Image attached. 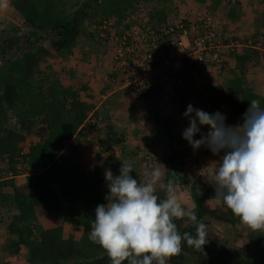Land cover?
<instances>
[{
  "label": "trees",
  "instance_id": "obj_1",
  "mask_svg": "<svg viewBox=\"0 0 264 264\" xmlns=\"http://www.w3.org/2000/svg\"><path fill=\"white\" fill-rule=\"evenodd\" d=\"M173 1L177 0H9L8 8L0 10V215L3 208L13 213L7 227L11 238L5 247L7 254L19 256L25 252V264H111L107 253L89 239V234L96 207L107 203L109 189L105 173L119 175L126 159L132 166L130 175L134 179H144L146 168L160 167L165 181L172 179L179 188L187 187L198 220L207 226L208 243L203 252L185 242L181 254L172 257L169 264H264V233L251 232L223 203L215 208L210 206L209 202L216 201L214 186L203 190L199 184H191L190 178L197 170L187 163L185 150L173 149L176 135L172 131L163 128L165 132L154 137L156 140L165 136L166 150L170 152L143 167V160L139 159L143 148L139 140H134L135 134L131 140L128 129L119 131L109 120L100 119L102 124L96 134L100 151L95 154L96 159L101 160L118 148L123 154L122 160L119 163L106 160L88 172L86 159L75 157L82 147L88 148L91 127L95 125L90 120L98 116V102L89 93V84L75 74L71 73L68 84H64L58 73H49L48 61L73 52L88 22L96 24L108 36L119 28L123 31L114 32L115 36L131 35L134 31L169 32L160 42H174L177 36L179 46L183 44L181 33L170 31H192L196 25L191 20L182 21L179 26L168 22L165 6ZM241 1L209 0L214 37L207 43L208 47L211 44L224 47L215 51L223 61L222 71L215 76L228 73L232 77L227 86L214 88L211 93H218V97L209 100L216 105H228L239 124L251 100H259L264 108V96L247 85L246 77L247 71L256 67L264 54L253 49L249 39L228 31L230 24H235L236 17H240ZM140 7L148 12L147 23L129 25ZM244 18L249 20L250 15L245 14ZM192 49L191 46L189 52ZM208 53L214 51H205L202 55L207 57ZM123 60L115 54L117 66ZM173 90L176 92L179 86L174 85ZM160 92L150 88L143 93L134 90L135 97L132 93L129 95L153 104L165 100L163 95L158 96ZM158 113L154 114L156 123L160 122ZM131 120L136 123L135 115ZM145 149L154 153L151 155L156 153L150 143ZM66 150L70 154L62 157ZM186 167L190 173L183 171ZM158 194L164 197L163 192ZM213 222L249 230L246 248L211 235L208 228ZM175 223L181 234L195 235L196 228L187 219ZM0 264L12 263L4 260Z\"/></svg>",
  "mask_w": 264,
  "mask_h": 264
},
{
  "label": "clouds",
  "instance_id": "obj_2",
  "mask_svg": "<svg viewBox=\"0 0 264 264\" xmlns=\"http://www.w3.org/2000/svg\"><path fill=\"white\" fill-rule=\"evenodd\" d=\"M8 6L9 0H0V10ZM209 17L205 14L200 23ZM175 32L184 37L181 31ZM113 37L115 34L104 38L113 44ZM249 45L260 51L259 44L250 41ZM118 73L113 74L114 79L125 80V88H130L128 77ZM211 76L215 73L206 79ZM184 117L189 127L183 138L194 150L206 147L213 155L224 153L211 173L217 203H223L251 232L264 233V108L260 101H250L243 122L236 126L227 125L226 117L219 112L209 114L191 104ZM203 126L209 128L206 134L201 132ZM197 134L200 139H194ZM132 172L131 164L122 162L119 175L105 173L107 203L96 207L91 225L89 239L102 247L111 264H169L172 257L181 254L185 242L203 252L208 243L207 226L198 220L193 208L186 206L176 181H165L160 167L146 168L144 180L134 179ZM159 192L164 193L163 198ZM185 219L195 226V235L178 231L175 221Z\"/></svg>",
  "mask_w": 264,
  "mask_h": 264
},
{
  "label": "rangeland",
  "instance_id": "obj_3",
  "mask_svg": "<svg viewBox=\"0 0 264 264\" xmlns=\"http://www.w3.org/2000/svg\"><path fill=\"white\" fill-rule=\"evenodd\" d=\"M208 2L209 0H204L203 2L200 0H177L170 2L165 6L168 14V22L175 26L181 25L182 21L191 20L193 23L195 22V25L197 26L200 23L199 19L203 18L205 14H209L211 11V5H209ZM247 3H249L251 10V12L248 13L250 19H245L244 23H246L248 27L250 26L249 31H252L251 33L253 34H240V31L244 29V27L242 28L241 26L244 18L242 20L237 19V23L235 24H230L228 31H233L232 33L234 35L242 39H249L253 43L259 44V52L263 55L264 45L262 43L264 39L262 40V38H264V0H242L240 2V10L242 12H239L238 15L245 12L243 10L244 6H247ZM233 5H235V3H233ZM235 7L237 6L235 5ZM6 13L9 15V12ZM146 13L148 12L144 8H138L133 16V21L129 20V25H145L148 20ZM214 15L218 17L220 16V14L216 13H214ZM5 23L7 25L9 21L6 19ZM96 27V24L88 22L77 43H75L73 52L70 54H61L60 58L55 61H48L49 73H58L59 78H62L64 84H68V76L71 73L75 74L89 84V87L92 88H90L91 92L89 91V93L92 94L94 99L98 102V116L93 117L90 120V122L93 121V124L95 125L91 127L92 134L88 141V148L82 147L80 154L75 155V157L80 160L82 158L86 159L85 168L88 172L92 171L94 166L101 163L102 160H98L95 157V154L100 151L96 144V134L100 131L99 129L102 124H100V119L103 121L109 120L108 122L113 123L119 131L124 128L128 129L129 132L127 133L130 135V138L135 134L136 137H134V140H139V144L143 148H139L142 149L140 150L142 154L139 159L143 160V167H145L149 161L153 163L156 159L159 160L170 152V150H166V144L164 142L165 136L156 140L154 139V137L158 138L157 135L160 132H165L163 128H166L176 135L173 149L178 151L185 150L187 153V163L195 166L197 170V173L190 178L191 184L197 183L203 190L208 189L213 183L211 173L217 167L216 163L220 161L221 156H223L224 153L221 152L219 156L213 155V153L206 147L194 150L183 138L184 130L189 127V120L184 117V113L187 110V106L191 104L195 109H201L209 114H215L216 112L221 113L226 117V124L229 126L239 125L238 120L234 118L228 105H216L214 101L209 100V98L212 99V97H218V93H211L213 89L216 87H225L228 82L231 81L232 77L228 73H225L224 75L215 76L213 78L211 76L209 80L206 79L204 81L203 79L200 84L185 83V85L180 86L179 90L176 92L173 90L174 93H169L163 102L156 101L151 104L150 102L147 103L143 100H136L132 98V95H129L130 92L127 89L130 88H125L127 85L125 80L120 78L114 79V73L119 75V73L115 71V68H118L116 65L117 63L115 62V43L112 44L109 39H105L104 37H106L107 34ZM116 31L119 33V31L121 32L123 30L120 28L114 29L109 32L110 34L108 37L113 36ZM94 33L96 34L93 38L92 35ZM191 38V31H188V35L185 34V36L182 37L183 43L187 45L188 40ZM177 39L178 37L176 36V39L174 40L175 43H178ZM257 63L259 64L256 67L248 70L246 73V77H248L247 85H255L260 92V95L264 96V55ZM120 77L124 78L125 75ZM170 95H173L174 97L171 98ZM183 96H186V99H183ZM84 97L86 98L87 96ZM179 98L181 100H179ZM157 112H159V123H156L153 120L154 114ZM132 115H135L137 118L135 124L131 120ZM166 120L168 121L165 122ZM164 122L165 125L163 126ZM208 131L209 128L207 126L201 127L202 133L206 134ZM194 139H200V134H197ZM149 143L153 145L155 149L154 151L156 152L155 155H151L154 153L145 149L149 146ZM69 154L70 151L66 150L63 152L62 157H66ZM105 155L106 156H102V158L111 163H119L123 156L118 148ZM128 161L125 159L124 162L127 163ZM183 171L190 173V168L186 167ZM137 180L144 179L139 178ZM178 191L184 194L187 201L186 206L194 208L189 189L187 187L185 189L178 187ZM209 204L213 208L221 205V203H217V201L209 202ZM12 215L13 213L7 211L5 208H3L0 215V263L4 260H8L12 264H25V252L19 256H11L7 254L5 250V247L11 239L7 234V227L11 221ZM208 229L210 234L213 236L215 235L216 238L224 239L231 245L239 246L244 249L246 248L248 234L250 232L249 230H242L240 228L234 229L230 226L221 225L215 222L211 223ZM191 264H194V262H191Z\"/></svg>",
  "mask_w": 264,
  "mask_h": 264
},
{
  "label": "built area",
  "instance_id": "obj_4",
  "mask_svg": "<svg viewBox=\"0 0 264 264\" xmlns=\"http://www.w3.org/2000/svg\"><path fill=\"white\" fill-rule=\"evenodd\" d=\"M212 22L209 17L198 26H193L191 33L194 36L187 45L181 43L178 46L177 43L167 40L160 42L169 32L142 34L141 31H134L131 35L113 37L115 54L124 59L115 71L128 77L127 82L130 88L132 86V92L136 90L137 93H143L153 88L156 92L161 91L158 96L163 95L165 99L169 93L172 94L174 85L180 88L186 82L200 84L204 77L222 71L223 61L215 51L223 50L224 47L213 44L207 46L214 37V32L211 31ZM170 32L175 31L172 29ZM182 32L184 36L188 35V31ZM193 42L194 45H191ZM191 46L193 49L189 52ZM124 50L131 59L125 57ZM205 51L214 53H208L204 57L202 53Z\"/></svg>",
  "mask_w": 264,
  "mask_h": 264
},
{
  "label": "crops",
  "instance_id": "obj_5",
  "mask_svg": "<svg viewBox=\"0 0 264 264\" xmlns=\"http://www.w3.org/2000/svg\"><path fill=\"white\" fill-rule=\"evenodd\" d=\"M241 11V10H240ZM243 11H245L244 13H242V15L241 14H239L240 15V17H236V19H240V20H242L243 18H244V15L245 14H248V13H250L251 12V10H250V6H249V3H247V6L245 5L244 6V10ZM242 12V11H241ZM5 13V12H4ZM244 20H245V18L243 19V23L241 24V26H242V28L244 27V29H242L241 31H240V34L242 35V34H247V33H249V34H253V33H251L252 31H249V28H247L248 27V25L246 24V23H244ZM237 23V22H236ZM244 30V31H243ZM231 66H234V64H231ZM250 83V82H249ZM250 87H253V88H255V89H257V87L254 85H252V86H250ZM91 88V87H90ZM92 89V88H91ZM263 96V95H262ZM104 97V96H103ZM98 109V108H97ZM102 161H101V163L102 162H105L106 161V159H101ZM108 162H110V161H108Z\"/></svg>",
  "mask_w": 264,
  "mask_h": 264
},
{
  "label": "bare ground",
  "instance_id": "obj_6",
  "mask_svg": "<svg viewBox=\"0 0 264 264\" xmlns=\"http://www.w3.org/2000/svg\"><path fill=\"white\" fill-rule=\"evenodd\" d=\"M227 21H228V20H227ZM224 26H225V25H224ZM228 26H229V25H228ZM135 28H136V27H135ZM228 28H230V27H228ZM131 29H132V27H131ZM211 68H212V67H211ZM115 69H116V68H115ZM212 78H213V77H212ZM118 80H119V79H118ZM125 83H126V82H125ZM196 84H197V83H196ZM198 86H199V84H198ZM109 87H110V86H109ZM112 87H113V86H112ZM200 87H201V86H200ZM115 88H116V87H115ZM121 88H122V86H121ZM121 88H120V89H121ZM176 88H177V87H176ZM197 88H198V87H197ZM188 89H189V88H188ZM109 90H110V89H109ZM190 91H191V90H190ZM109 92H110V91H109ZM119 92H120V91H119ZM194 92H195V91H194ZM115 93H116V91H115ZM173 93H174V92H173ZM176 94H177V93H176ZM188 94H189V93H188ZM188 94H187V95H188ZM178 95H179V94H178ZM133 96H134V95H133ZM170 96H171V95H170ZM175 96H176V95H175ZM179 96H180V95H179ZM134 97H135V96H134ZM134 97H133V98H134ZM172 97H174V96L172 95L171 98H172ZM190 97H191V96H190ZM142 100H143V99H142ZM179 100H181V99L179 98ZM143 101H144V100H143ZM160 101H161V100H160ZM169 114H170V113H169Z\"/></svg>",
  "mask_w": 264,
  "mask_h": 264
}]
</instances>
